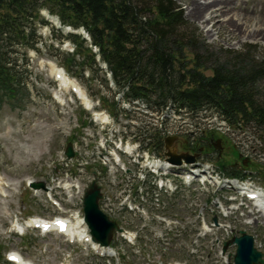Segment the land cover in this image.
<instances>
[{
    "label": "rangeland",
    "instance_id": "1",
    "mask_svg": "<svg viewBox=\"0 0 264 264\" xmlns=\"http://www.w3.org/2000/svg\"><path fill=\"white\" fill-rule=\"evenodd\" d=\"M233 1L240 4L241 13L251 17L254 14L248 13L252 11L249 9L264 2ZM176 2L183 9L187 24L196 30L210 49H239L244 43H251L257 47L256 58L264 51V38L229 39L226 33L211 30L209 23L202 24L198 19L190 17L191 7L187 0ZM241 13L239 18L243 19L245 15ZM42 14L49 23L38 24L36 47H28L25 54L31 95L23 107L10 108L4 104L0 108V264H19L15 260L6 261L10 252L22 257L25 264H229L233 262L236 245L228 244L223 250V244L233 235H239L240 229L254 237V246L262 251L264 257V223L260 219L249 222L254 220V215H249V211L255 205L249 203L251 207L247 208L248 213L243 207H238L226 216L222 213V207L216 204L221 201L223 206L230 207L239 206L242 203L240 201H243L237 189H220L228 175L220 166L222 161L239 169L242 173L237 176H242L244 181L264 188V127H255L252 123L239 127L228 126L215 112L208 114L210 110L199 112L194 123L186 112H174L172 105L155 110L142 102L133 104L122 101L121 94L113 91L115 86L107 72L106 85L101 80L102 71L92 73L86 68L82 80L63 67L59 52L70 50L72 44L61 38L70 28L62 25L55 14L45 9ZM243 21L246 22L245 19ZM247 25H251V20ZM102 66L105 65L102 63ZM58 73L69 82L64 84L58 78ZM258 83L264 91V78ZM74 86L85 92L91 107L85 106L74 92ZM99 94L108 97L115 95L119 99L122 109L116 118H112L108 109L101 105ZM93 111L106 113L107 122L94 120ZM214 119H218L221 125H216ZM199 128H204L207 136L209 131L216 135L210 138L206 153L197 154L194 161L209 162L226 174L224 180L219 179V184L210 185L198 182L186 184L180 177H176L179 187L160 195L159 205L147 201L143 204L145 212L136 214L123 210L120 200L136 187L133 186L136 179L130 178L133 168L146 169L145 158L147 154L151 155L139 149L138 140L144 135L142 130L158 129L161 134H171L169 131L175 130L180 136L172 140L171 148L176 152L188 151L193 154L195 152L192 149L186 148L190 147L186 133L198 136ZM101 136L107 139L110 147L114 145L113 140L117 136L129 141V147L139 153L137 164L130 160V163L125 162V168H129L125 172L122 166L113 165L111 156L108 159H112V162L108 164L97 160ZM69 141L72 142L79 163L75 160L66 161L64 150ZM213 142H217L218 147ZM200 147L198 151L205 148ZM163 149L167 150L165 142ZM153 156L159 157L157 154ZM85 161V166L78 168V164ZM189 164L182 162L178 165L182 169L189 167ZM102 165H105L104 169ZM32 179L45 180L47 185L52 184L54 187L57 180L67 179L70 184L77 183L78 187H72L71 195H65L63 190L55 188L54 191L61 194L55 196L65 206L58 210L43 190L35 191L28 185ZM92 179L100 184L103 194L102 199H99L100 208L110 218H114L121 228L135 233L133 242L114 231L109 245L113 254L102 255L90 243L73 239L67 233L28 226L32 217L51 218L58 214L68 216L69 212L83 214L82 196ZM143 195L147 196L146 189ZM243 199L246 201V198ZM155 212L167 217L171 223L167 225L156 220L153 217ZM213 216H216L217 224ZM203 218L212 227L206 233L202 229Z\"/></svg>",
    "mask_w": 264,
    "mask_h": 264
},
{
    "label": "trees",
    "instance_id": "2",
    "mask_svg": "<svg viewBox=\"0 0 264 264\" xmlns=\"http://www.w3.org/2000/svg\"><path fill=\"white\" fill-rule=\"evenodd\" d=\"M43 9L72 29L61 38L71 42V49L60 50L59 58L74 76L83 80L86 68L102 71L107 85V72L122 101L155 110L172 105L194 123L199 112L210 110L228 126L264 127V91L258 83L264 78V51L256 58L257 47L251 43L210 49L187 24L176 0H0V108L23 107L31 95L25 54L36 47L38 24L49 23ZM114 96L98 97L117 117L122 108ZM198 130V136L186 133V148L192 151L207 149L216 135ZM142 132L141 145L162 155L164 134L158 129ZM220 166L228 175L242 173L231 163Z\"/></svg>",
    "mask_w": 264,
    "mask_h": 264
},
{
    "label": "bare ground",
    "instance_id": "3",
    "mask_svg": "<svg viewBox=\"0 0 264 264\" xmlns=\"http://www.w3.org/2000/svg\"><path fill=\"white\" fill-rule=\"evenodd\" d=\"M230 2H233V6L230 5ZM187 3L189 5L190 11L189 16L193 17L195 19H198L201 21L202 24L209 23L211 25V30H215L219 33H226L227 37L229 39L233 38H242V37H253V38H264V5L262 2L260 5L253 6V8L249 9L252 11H248V13L254 14V16H250L248 14L241 13V6L237 1L233 0H187ZM262 5V6H261ZM231 6V7H230ZM232 13V14H231ZM241 15L244 14L243 19L246 20V22L243 21V19L239 18ZM253 19V20H252ZM251 20V25H247L248 21ZM58 78L62 79V82L64 84H67L69 80L65 77H62L60 73H58ZM74 92L77 94V96L82 99L83 103L86 107H91V101L85 94V92L82 89L77 88L76 86L73 87ZM103 119L105 116L101 115ZM138 153V152H136ZM146 153V152H144ZM139 156L133 155V159L130 160V162L136 163L139 161ZM129 162V163H130ZM164 160L160 157H152L150 159L145 158V170H148L151 175H156L163 177V174L165 173V169L159 168L161 165L164 166ZM137 164V163H136ZM143 169V168H142ZM205 172V171H203ZM191 178L194 177L193 174ZM216 182V180H213ZM225 183L220 188H228V189H239L243 195H248V197L251 200H246L245 202L242 201L239 206H230L225 207L223 209V212L225 214L231 213L232 210L236 209L237 207H243L244 211H247L248 213V207H251L249 205L250 202L252 205H255L251 211H249V215H254V220L249 222H257L259 219L264 223V194L261 192L259 188H251L249 185L250 183H240L237 181L236 178H231L229 180H224ZM253 195V196H252ZM243 199V198H242ZM218 204V207H220V203L216 202ZM63 220H68L66 217H62ZM62 220V219H61ZM63 224H65L64 221H62ZM248 222V223H249ZM29 224H35L39 225L45 230H48L50 228H53L55 222L48 218H33L32 221ZM57 226V225H56ZM87 224L82 223L80 219H77L73 223H68L65 225V232L69 234L73 239H77L79 241H83L86 243H90L91 246L100 254L103 255H112L113 252L110 249V247H102L98 245L97 243H93L89 240V236L87 233H83L85 230ZM19 227V225L17 226ZM20 229V228H19ZM127 237L131 238V233H124ZM254 238V237H253ZM13 258L19 263V264H25L22 257H20L18 254L12 253L11 254ZM27 264V263H26Z\"/></svg>",
    "mask_w": 264,
    "mask_h": 264
},
{
    "label": "water",
    "instance_id": "4",
    "mask_svg": "<svg viewBox=\"0 0 264 264\" xmlns=\"http://www.w3.org/2000/svg\"><path fill=\"white\" fill-rule=\"evenodd\" d=\"M176 135H168L164 138L165 147L164 150L166 158L170 162L181 163L182 160L185 162H192L195 160V156L198 154L189 153L188 151L176 152L171 148V143ZM219 139H217L218 142ZM213 142L215 147H218V143ZM64 153L66 157H71L74 154L72 142L69 141L66 144ZM29 185L32 188L46 189V183L44 180H30ZM102 192L100 191V184L95 179L90 181L84 190L82 203H83V214L84 220L89 229L91 240L99 243L100 245H109L114 230H121L122 228L118 225L114 218H110L99 206V198H101ZM239 235H233L231 239L226 240L223 244V250L230 243H235L236 248L233 253V264H264V257L262 251L257 249L253 243V236L247 233L244 229H240Z\"/></svg>",
    "mask_w": 264,
    "mask_h": 264
},
{
    "label": "built area",
    "instance_id": "5",
    "mask_svg": "<svg viewBox=\"0 0 264 264\" xmlns=\"http://www.w3.org/2000/svg\"><path fill=\"white\" fill-rule=\"evenodd\" d=\"M169 132L173 133V132H175V130L169 131ZM165 133H168V132H164L163 134H165ZM146 151L149 152L148 150H145L144 152H146ZM150 154L151 155L147 154V159H150V158L154 157L153 155H155L154 153H150ZM134 155L139 156V153H135ZM132 171L133 172H132L130 178L131 179L133 178L132 180L136 179V181H137L135 183L132 181L133 186L136 185V187L134 186L135 192L133 194V189H132L131 192L128 193L126 198H128V200L132 204L135 203L134 202V200H135V201L141 203L142 205L145 204V202H147V201L149 204L159 205L160 204V201H159L160 195L166 193V190H167V187L165 186V183H164V178L160 177V176H156V175H151L149 173V171L145 170V169L135 170L133 168ZM128 181H129V178H128ZM140 188H142V189H140ZM144 188L146 189V192H147L146 197L143 195L144 190H145Z\"/></svg>",
    "mask_w": 264,
    "mask_h": 264
},
{
    "label": "flooded vegetation",
    "instance_id": "6",
    "mask_svg": "<svg viewBox=\"0 0 264 264\" xmlns=\"http://www.w3.org/2000/svg\"><path fill=\"white\" fill-rule=\"evenodd\" d=\"M205 149V148H204ZM206 150V149H205Z\"/></svg>",
    "mask_w": 264,
    "mask_h": 264
}]
</instances>
